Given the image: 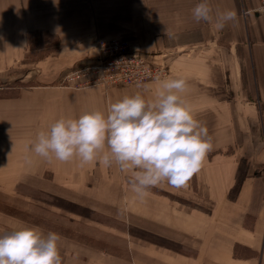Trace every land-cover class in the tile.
<instances>
[{
  "label": "crops",
  "instance_id": "1",
  "mask_svg": "<svg viewBox=\"0 0 264 264\" xmlns=\"http://www.w3.org/2000/svg\"><path fill=\"white\" fill-rule=\"evenodd\" d=\"M199 2L0 0V193L12 196L29 181L51 178L146 220L159 231L150 234L192 251L150 245L147 264H264V14L259 0H211L214 9L236 13L217 29L214 21H194ZM43 38L53 50L30 76L32 49ZM97 40L128 41L133 55L168 66V79H186L181 95L213 147L185 187L164 182L141 201L115 164L48 162L31 151L38 133L61 117L106 113L110 103L136 93L155 98L161 81L123 89L57 84L68 69L97 60ZM1 220L11 222L0 213Z\"/></svg>",
  "mask_w": 264,
  "mask_h": 264
},
{
  "label": "clouds",
  "instance_id": "2",
  "mask_svg": "<svg viewBox=\"0 0 264 264\" xmlns=\"http://www.w3.org/2000/svg\"><path fill=\"white\" fill-rule=\"evenodd\" d=\"M192 17L197 23L214 21L223 29L236 20V13L200 0ZM187 86L183 77L166 79L154 99L136 93L110 103L106 113L61 117L38 133L31 151L48 162L78 158L81 167L115 164L128 174V184L141 201L164 182L185 187L213 147L207 128L181 95ZM59 239L57 233L44 235L37 227L6 232L0 235V264H62Z\"/></svg>",
  "mask_w": 264,
  "mask_h": 264
},
{
  "label": "rangeland",
  "instance_id": "3",
  "mask_svg": "<svg viewBox=\"0 0 264 264\" xmlns=\"http://www.w3.org/2000/svg\"><path fill=\"white\" fill-rule=\"evenodd\" d=\"M52 45V40L43 38L37 49H32L28 61V75L39 73L40 69L35 63H45V58L53 50ZM99 61L98 56L95 62L68 69L56 83L73 89L138 87H115L100 79H94V76L82 77L79 74L80 70L96 66ZM24 80L27 82L29 77ZM0 85V89L4 88V84ZM45 180L29 181L17 188V194L12 196L0 193V213L8 215L11 221H0V235L24 227H37L44 235L55 232L60 236L57 246L62 264H134V252L138 254L137 263L147 264L150 245L155 244L186 254L192 253L186 246L166 242L165 236L150 234L159 231L146 220L140 221L125 210L66 191L50 183L51 178ZM156 190V187L151 188L150 192L158 193ZM160 192L167 194L164 189H160ZM204 206L206 211L211 209L210 204Z\"/></svg>",
  "mask_w": 264,
  "mask_h": 264
},
{
  "label": "built area",
  "instance_id": "4",
  "mask_svg": "<svg viewBox=\"0 0 264 264\" xmlns=\"http://www.w3.org/2000/svg\"><path fill=\"white\" fill-rule=\"evenodd\" d=\"M259 4L258 13L264 14V0H259ZM95 50L100 61L96 66L80 70L82 77L94 76V79L115 87L140 86L170 77L168 66H152L146 58L133 55L131 44L127 41H96Z\"/></svg>",
  "mask_w": 264,
  "mask_h": 264
},
{
  "label": "trees",
  "instance_id": "5",
  "mask_svg": "<svg viewBox=\"0 0 264 264\" xmlns=\"http://www.w3.org/2000/svg\"><path fill=\"white\" fill-rule=\"evenodd\" d=\"M239 255H238V253H237V250H236V257H238Z\"/></svg>",
  "mask_w": 264,
  "mask_h": 264
}]
</instances>
